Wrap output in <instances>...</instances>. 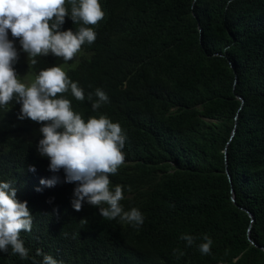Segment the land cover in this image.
Returning <instances> with one entry per match:
<instances>
[{
    "label": "trees",
    "instance_id": "trees-1",
    "mask_svg": "<svg viewBox=\"0 0 264 264\" xmlns=\"http://www.w3.org/2000/svg\"><path fill=\"white\" fill-rule=\"evenodd\" d=\"M99 2L103 19L87 25L95 41L65 69L85 99L63 96L85 121L106 115L121 125L124 163L110 190L122 187L121 205L140 210L143 224L107 220L95 206L87 224L72 214L53 223L34 188L50 163L38 151L42 123L20 119L14 98L0 107V181L27 201L33 222L20 233L28 258L9 248L0 264H43V255L60 264H264V0ZM65 7L70 14V0ZM81 26L66 16L61 30ZM7 38L21 80L30 59L10 30ZM97 88L109 100L93 111Z\"/></svg>",
    "mask_w": 264,
    "mask_h": 264
},
{
    "label": "clouds",
    "instance_id": "clouds-1",
    "mask_svg": "<svg viewBox=\"0 0 264 264\" xmlns=\"http://www.w3.org/2000/svg\"><path fill=\"white\" fill-rule=\"evenodd\" d=\"M65 3L66 0H0V107L16 98L22 105L20 119L42 123L43 138L39 140L38 151L50 163L44 162L39 168L34 188L43 209H49L53 223L72 214L80 218L82 225L87 224V220L96 219V214L99 217L98 210L92 207L95 206L107 220L119 218L138 227L144 221L140 210L135 207L124 210L120 185L110 190V175H115L124 163L122 149L126 137L119 122L106 115L91 116L85 121L75 112L63 94L70 91L78 101H84L85 94L61 66L40 70L28 84L21 82L13 68L18 53L7 38L8 30L32 65L37 63L35 57L49 53L71 61L83 44L95 41L97 33L87 25H96L104 17L99 0H70V14ZM66 16H70L73 24L82 22V26L75 32L62 31ZM95 96L93 111L109 100L100 88ZM88 99L92 100L91 94ZM29 170L34 172L35 166L30 165ZM32 222L27 201L16 198V189L10 182L0 181V250L7 252L11 248L13 254L27 259L29 249L20 233L30 232ZM180 238L188 246L195 241L189 234ZM203 241L199 251L210 254L213 241L207 235ZM37 254H41L39 249ZM43 264L60 262L51 255H43Z\"/></svg>",
    "mask_w": 264,
    "mask_h": 264
},
{
    "label": "rangeland",
    "instance_id": "rangeland-1",
    "mask_svg": "<svg viewBox=\"0 0 264 264\" xmlns=\"http://www.w3.org/2000/svg\"><path fill=\"white\" fill-rule=\"evenodd\" d=\"M76 55L73 57L71 61H64L62 57H56L53 60L48 61V62L42 58V55L37 56L35 57L37 63L35 65H32L30 63L29 68H28V73L24 74V76L21 77V82L26 83V84L30 83L33 80V78L39 74L40 70L51 67V66L59 65L63 68V70H65L68 66H70L76 61V58H77ZM29 120L30 119L28 118L23 119V121H29Z\"/></svg>",
    "mask_w": 264,
    "mask_h": 264
},
{
    "label": "water",
    "instance_id": "water-1",
    "mask_svg": "<svg viewBox=\"0 0 264 264\" xmlns=\"http://www.w3.org/2000/svg\"><path fill=\"white\" fill-rule=\"evenodd\" d=\"M231 66L233 67V65H232V64H231ZM238 98L241 100V102H243V98H242L241 96H239V95H238ZM234 131H235V130H233V131H232V133H234ZM224 153L226 154V149L224 150ZM226 173H227V175H228V178L230 179V175H229V173H228V170H227V169H226ZM232 200H234V199H233V197H232ZM251 242H252L253 244H255V245H256V243H254V241H251ZM263 248H264V247H263Z\"/></svg>",
    "mask_w": 264,
    "mask_h": 264
}]
</instances>
